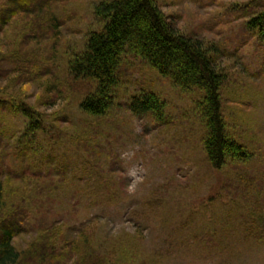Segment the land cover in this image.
I'll return each mask as SVG.
<instances>
[{
  "label": "rangeland",
  "instance_id": "obj_1",
  "mask_svg": "<svg viewBox=\"0 0 264 264\" xmlns=\"http://www.w3.org/2000/svg\"><path fill=\"white\" fill-rule=\"evenodd\" d=\"M103 1L51 0L53 21L32 28L21 15L0 30V97L14 101L0 108V126L16 135L0 137V181L5 211L20 202L27 213L12 244L32 252L53 228L62 246L89 237L88 251L106 264H264V31L254 36L247 27L256 0H156L180 31L215 49L227 132L251 156L220 170L208 161L195 109L203 92H182L140 60L126 59L107 116L81 111L95 87L76 80L69 62L102 29L94 6ZM140 90L167 102L169 125L129 112ZM21 103L43 124L26 156Z\"/></svg>",
  "mask_w": 264,
  "mask_h": 264
},
{
  "label": "trees",
  "instance_id": "obj_2",
  "mask_svg": "<svg viewBox=\"0 0 264 264\" xmlns=\"http://www.w3.org/2000/svg\"><path fill=\"white\" fill-rule=\"evenodd\" d=\"M50 1L0 0V30L21 15H28L32 19V28H36L39 22L53 21ZM252 6L255 12L250 16L247 27L256 36L264 31V8L259 9L258 0ZM94 11L103 27L99 32L90 33L85 51L69 62V73L76 80L93 83L95 87L80 104L84 114L102 118L110 113L119 97L122 81L120 70L124 69L127 58H134L156 70L163 78L173 81L184 93L203 92L195 109L203 115L206 124L204 150L209 163L216 170L232 161L246 162L251 159L245 145L227 132L221 97L225 79L212 56L215 49H209L200 39L180 31L156 0H105L95 4ZM245 13L248 16L251 14ZM1 53L0 59L6 62L5 51ZM30 62L23 61L26 66ZM16 69L17 73L23 74L19 66ZM1 91L6 92L5 89ZM10 101L0 97V108L7 111L14 102ZM126 105L136 117H150L161 126L170 124L166 114L167 102L153 91L135 92ZM17 110L29 122L20 138L23 142L21 154L32 155L34 140L37 132L42 131L43 124L37 118L38 112L25 103L18 104ZM1 130L0 126V137L14 139L16 136ZM3 155L2 150L0 161ZM6 169L7 178L11 179ZM40 174L43 173L40 171ZM3 185L0 181V264H106L104 258H96L97 255L88 251L89 237L81 236L83 242H68L62 246V243L56 242H62V232L53 228L43 230L47 233H43L46 234L42 240L44 245H36L32 252L26 254L18 252L12 242L24 228V215L27 213L22 211L24 205H20V202H14L12 208L5 211L10 205Z\"/></svg>",
  "mask_w": 264,
  "mask_h": 264
}]
</instances>
